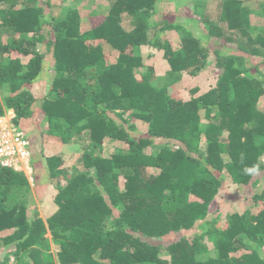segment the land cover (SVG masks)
Masks as SVG:
<instances>
[{
	"label": "trees",
	"instance_id": "16d2710c",
	"mask_svg": "<svg viewBox=\"0 0 264 264\" xmlns=\"http://www.w3.org/2000/svg\"><path fill=\"white\" fill-rule=\"evenodd\" d=\"M41 1L0 0V88L12 90L0 101V116L13 110L14 123L25 129L39 104L25 85L51 55L56 73L40 109L50 132L56 129L67 143H84L83 170L67 178L62 160L46 157L51 177L66 179L55 196L58 210L46 223L17 199L28 178L0 168V240L7 248L0 264L12 258L14 264H264V207L228 215L227 224L219 215L209 218L220 174L245 185L254 178L245 167L264 170V71L253 63L259 56L264 64V29L251 34L245 2L253 0L221 1L219 17L227 27L209 23L201 36L165 20L162 31L186 29L178 48L156 39L153 15L165 0H110L108 13L92 16L87 30L76 9L57 16ZM125 14L133 28L125 26ZM104 43L117 52L114 62ZM143 45L162 48L172 73L197 76L214 64L216 85L184 100L168 85L155 86L151 69L138 77ZM214 108L218 121L204 131L200 112L211 118ZM134 117L148 125L146 133L137 132ZM107 138L127 142L128 151L104 155ZM159 146L157 153L148 151ZM248 200L264 202V188ZM198 224L203 231L194 239L181 235ZM48 230L59 245L57 258ZM172 233L180 234L174 242L154 241ZM205 236L218 254L203 259L210 251L201 242Z\"/></svg>",
	"mask_w": 264,
	"mask_h": 264
},
{
	"label": "rangeland",
	"instance_id": "374dc122",
	"mask_svg": "<svg viewBox=\"0 0 264 264\" xmlns=\"http://www.w3.org/2000/svg\"><path fill=\"white\" fill-rule=\"evenodd\" d=\"M42 0L41 4L45 5L47 13H53L54 15H63L70 9H76L80 21L81 29L87 30L91 27V17L97 15H106L111 7L110 0ZM223 0H165L156 14L153 15V20L157 21L154 24L156 32L160 41L168 40L175 48L181 46L182 37L186 34L184 28L177 30L162 31L161 27L165 20H169L172 23H182L185 28L192 30L196 35L201 36L206 31L209 23H216L227 27V22L223 21L219 17ZM264 0L246 1L245 5L251 8L249 13L250 31L254 36L264 29V9L262 8ZM124 24L126 27L133 28L132 18L128 15H124ZM190 17L192 19H190ZM227 29V28H226ZM154 30V29H153ZM230 32V31H229ZM244 39V37H243ZM245 40H247L245 38ZM104 50L108 56L110 62L116 60L117 52L114 51L108 44L104 43ZM140 55L143 57V66L138 68L136 74L141 77L142 74L147 73L150 69L152 71L151 78L152 83L155 86L168 85L169 89L175 92L180 98L188 100L193 96H199L202 93L209 90L216 85L217 76L214 73L215 66L210 64L207 69L203 70L199 75L192 76L187 72L172 73V69L164 55V50L159 46L143 45L139 49ZM13 56L22 57L26 62L28 57H23L18 54ZM44 67L40 75L31 84H26L25 87L30 89L39 100L35 109V114L31 120L24 125L23 133L29 141V165L26 160H21L18 157L17 161L20 164L19 169H16L20 173H23L29 180V186L27 189L17 191L19 193L18 198L20 201L26 203L31 208L36 209L39 215L47 223L48 219L58 210V206L55 203V196L58 193L59 187L66 184V179H55L51 177L46 163L47 156H56L62 160V168L68 171L67 178H70L74 173L79 170H83V164L81 162V156L83 149H81L84 143L74 144L72 142L67 143L63 140V136L59 131L54 130L50 132L48 125V118L44 116L43 111L40 109V105L44 99V96L49 92L53 79L55 77L54 60L51 55H47L45 59ZM254 65L257 64L262 71H264V64L261 63L259 56H254ZM260 63V64H259ZM253 72L257 75L256 69ZM258 76H262L259 74ZM198 89L197 92L193 90ZM11 88L6 85L0 88V101L3 97L11 94ZM259 108L264 111V95L259 100ZM217 109L214 108L211 113V118H208L205 110H201L202 126L205 131L210 121H218ZM13 110H5L6 123L13 124ZM132 121L136 124L137 129L141 134L146 133L148 125L140 119L134 117ZM22 131V130H21ZM229 134V130L225 131V137ZM136 135V134H134ZM30 145H33L34 153L36 154V167L32 162V152ZM205 147V140L203 142V148ZM103 154L108 156L112 153H126L129 149V144L121 140L105 139L103 145ZM159 147L148 149V151L157 153ZM44 156V158L41 157ZM222 176V186L218 195L215 197L211 209L209 218L218 216L222 224H227L228 215L243 213L246 210L252 213H258L263 207L264 202L261 201L257 204L250 203L248 197L254 195L263 190L264 188V170L259 171L254 175L253 180L249 184H236L232 181V178L228 172L220 174ZM125 179H122L120 185L121 189L124 188L123 184ZM203 228L198 224L195 229L181 232L186 234L190 240L194 239L195 233H201ZM6 233H3L5 235ZM179 233H172L162 239H154L156 242L171 243L179 238ZM46 237L50 240L51 253L57 258L59 245L53 241L51 231L48 230ZM201 242L209 247L210 251L203 254V259L208 258L210 255H217L214 243L208 239V236L202 238ZM6 249L0 240V257H3ZM11 264H14V258L11 260Z\"/></svg>",
	"mask_w": 264,
	"mask_h": 264
},
{
	"label": "built area",
	"instance_id": "2783aa9c",
	"mask_svg": "<svg viewBox=\"0 0 264 264\" xmlns=\"http://www.w3.org/2000/svg\"><path fill=\"white\" fill-rule=\"evenodd\" d=\"M14 112V111H13ZM5 114L0 116V168L19 169L21 160H26L29 165V141L23 131L14 123L15 113H13V124L6 123Z\"/></svg>",
	"mask_w": 264,
	"mask_h": 264
},
{
	"label": "clouds",
	"instance_id": "9594fccd",
	"mask_svg": "<svg viewBox=\"0 0 264 264\" xmlns=\"http://www.w3.org/2000/svg\"><path fill=\"white\" fill-rule=\"evenodd\" d=\"M241 160L244 159V156L243 154H241V157H240ZM244 173L247 174V175H256L258 174L259 172V166L258 165H252V166H248V167H245L243 169Z\"/></svg>",
	"mask_w": 264,
	"mask_h": 264
}]
</instances>
